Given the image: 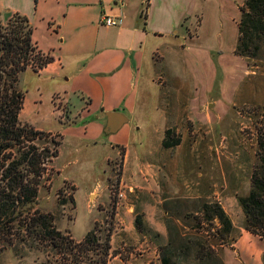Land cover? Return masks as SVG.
Listing matches in <instances>:
<instances>
[{
    "label": "rangeland",
    "instance_id": "374dc122",
    "mask_svg": "<svg viewBox=\"0 0 264 264\" xmlns=\"http://www.w3.org/2000/svg\"><path fill=\"white\" fill-rule=\"evenodd\" d=\"M242 3L198 0L181 24L160 38L150 37L141 49L140 68L115 95L120 98L118 112L129 119L123 127L131 128L130 140L120 141L121 129L106 134L101 126L105 116L96 126V138L84 133L92 130L81 109L87 106V96L103 104L105 94L74 86L67 81L69 69L59 77L41 73L43 68H27L18 75L24 94L18 119L41 134L25 135L22 146L16 147L27 151V146H34L42 158L40 167L46 163L42 177L34 179L38 194L33 207L52 213L56 228L77 240L92 228L102 237L112 227L113 243L121 253L109 264H164L163 257L168 264H224L222 240L216 235L219 222L199 221L197 216L201 217L202 203L217 201L236 227L232 236L238 235L244 217L237 198L249 191L250 175L258 164L256 139L264 128V48L255 57L235 53ZM8 16H0L2 23ZM46 27L45 21H36L35 35L44 37ZM95 34L82 26L72 33V40L90 43ZM165 105L163 124L159 113ZM167 129L179 143L165 148ZM124 140L138 160L156 161L160 172L155 185L138 188L147 185L143 182L130 189L121 180L120 158L108 165L107 155L116 152L110 144L117 147L114 142ZM54 149L58 154L48 161ZM7 151L17 156L14 148ZM4 184L0 180V189ZM94 186L98 188L89 196ZM126 204L132 205L127 219ZM10 212L0 218V264H36L51 257L54 250L27 232L26 206ZM136 215L144 221L139 230ZM147 218L161 225L163 235ZM130 225L131 230L123 232ZM175 227L178 237L186 238L184 248L167 246L170 238L177 239ZM196 240L212 250L207 260L197 259Z\"/></svg>",
    "mask_w": 264,
    "mask_h": 264
},
{
    "label": "crops",
    "instance_id": "0c3cea01",
    "mask_svg": "<svg viewBox=\"0 0 264 264\" xmlns=\"http://www.w3.org/2000/svg\"><path fill=\"white\" fill-rule=\"evenodd\" d=\"M197 3L198 0H0V16L5 18L11 12L18 11L28 17L33 25V41L39 50L53 57V61L43 67L41 73L59 77L63 71L67 72L69 69L67 81L73 82L74 86L94 88L96 91L93 93L105 94L103 104L94 103L95 96L90 95L87 96V106L81 108L86 117L90 118L89 124L92 126V130L84 133L90 135V138H96L98 131L96 126L100 125L101 116H105L104 124L101 125L105 132L106 113L109 111L120 113L118 112L120 98L115 95L122 93L118 89L121 83L129 85L128 78L131 77V72L135 70L137 72L140 68L139 57L142 47L151 41V36L155 39L160 38L162 33L181 24L182 17L196 8ZM101 14L120 15L122 23L117 26H106L100 22ZM173 14L177 16L175 20L171 17ZM42 20L47 23V27L44 37L39 38L35 35L34 25L36 21ZM82 26L90 27L96 33L90 43L84 38L72 40V33ZM71 47H77L78 50ZM105 103H108V106H105ZM166 105L159 113L163 124L167 121ZM128 122L127 118V122L117 130H123L119 135L120 141L128 137L130 140L131 128L123 127ZM136 129H139V126ZM114 143H118L117 147L113 142L110 146L116 152L108 154L106 160L111 166L112 159L120 158L121 180L123 183L126 181V187L133 189L138 183L143 182L147 185L142 184L138 188L148 189L150 185H155V179L160 172L156 161L145 163L138 160L136 155H132V149L125 140L124 143ZM150 154L153 155V152ZM96 188L98 187L94 186L90 190L89 196ZM181 197L184 198L183 195ZM170 199L176 198L171 196ZM125 208L127 219V215L130 217L128 211L132 209V205L126 204ZM147 221L163 235L160 224L155 225L149 218ZM155 221L159 222V219ZM131 228L132 225L123 232H129ZM112 234L113 232L110 240L111 249L118 250L113 243ZM120 253L117 251L109 263ZM221 253L224 264H264V241L241 226L238 235L230 244L221 245Z\"/></svg>",
    "mask_w": 264,
    "mask_h": 264
},
{
    "label": "trees",
    "instance_id": "16d2710c",
    "mask_svg": "<svg viewBox=\"0 0 264 264\" xmlns=\"http://www.w3.org/2000/svg\"><path fill=\"white\" fill-rule=\"evenodd\" d=\"M32 34L33 25L26 15L18 11L11 12L5 23L0 19V180L5 182L0 189V218L10 216V210H14L18 205L26 206L27 232L32 238H37L39 242L54 250L51 257L36 264H108L117 254L115 249H111L112 227H109L102 237L98 234V228H92L77 240L56 228L52 213L40 212L33 207L38 194V184L34 179L42 177L46 163L40 167L42 158L34 146H31L30 150L27 146V151L23 147V150L16 147L22 146L25 135L41 134L32 127L21 125L18 119L24 102V94L17 85L18 75L27 68L37 71L45 67L53 61V57L46 56L39 50ZM263 48L264 0H243L240 6L235 53L255 57ZM173 132L171 129L166 130L162 140L165 148L179 143V138L174 136ZM256 142L258 164L251 172L248 193L239 196L237 200L244 217L242 227L264 239V128L260 129ZM51 143L57 146L59 141L51 139ZM11 148L17 150V156L7 151ZM57 154L58 150L54 149L46 158L50 161ZM201 206V217L197 216L198 220L210 222L216 219L219 222L216 235L222 240L221 245L230 244L235 239L232 233L236 228L222 205L217 201H205ZM143 222V218L136 215L134 224L138 230ZM174 229L173 233L177 239L174 240L173 237L171 241L170 238L167 246L170 247L174 243L184 248L182 240L186 238L181 240L176 232L177 228ZM198 241L195 242L196 257L199 260H207L212 250L202 245L203 240ZM162 260L164 264L169 262L164 257Z\"/></svg>",
    "mask_w": 264,
    "mask_h": 264
},
{
    "label": "water",
    "instance_id": "95a60500",
    "mask_svg": "<svg viewBox=\"0 0 264 264\" xmlns=\"http://www.w3.org/2000/svg\"><path fill=\"white\" fill-rule=\"evenodd\" d=\"M107 122L105 126L106 133H114L116 132L125 122H127V118L117 112L109 111L106 113Z\"/></svg>",
    "mask_w": 264,
    "mask_h": 264
},
{
    "label": "built area",
    "instance_id": "2783aa9c",
    "mask_svg": "<svg viewBox=\"0 0 264 264\" xmlns=\"http://www.w3.org/2000/svg\"><path fill=\"white\" fill-rule=\"evenodd\" d=\"M117 1H122V0H117ZM100 22L106 26H117L122 23V18L120 15L101 14ZM118 195L121 196V193H118Z\"/></svg>",
    "mask_w": 264,
    "mask_h": 264
}]
</instances>
